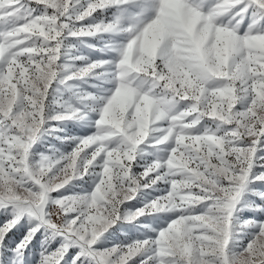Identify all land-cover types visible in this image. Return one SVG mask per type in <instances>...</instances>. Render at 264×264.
<instances>
[{
	"label": "snow or ice",
	"instance_id": "1",
	"mask_svg": "<svg viewBox=\"0 0 264 264\" xmlns=\"http://www.w3.org/2000/svg\"><path fill=\"white\" fill-rule=\"evenodd\" d=\"M0 264H264V0H0Z\"/></svg>",
	"mask_w": 264,
	"mask_h": 264
}]
</instances>
